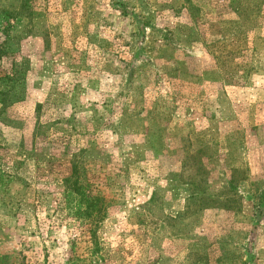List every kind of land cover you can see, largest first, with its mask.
<instances>
[{
  "label": "rangeland",
  "instance_id": "1",
  "mask_svg": "<svg viewBox=\"0 0 264 264\" xmlns=\"http://www.w3.org/2000/svg\"><path fill=\"white\" fill-rule=\"evenodd\" d=\"M0 47V264H264V0H0Z\"/></svg>",
  "mask_w": 264,
  "mask_h": 264
},
{
  "label": "trees",
  "instance_id": "2",
  "mask_svg": "<svg viewBox=\"0 0 264 264\" xmlns=\"http://www.w3.org/2000/svg\"><path fill=\"white\" fill-rule=\"evenodd\" d=\"M2 53H4V49L0 47V56ZM71 188L72 194L69 191L71 198H73V194L76 196L78 195L77 202L73 203L72 206L81 217L89 222L88 231L91 241H93L94 243L99 223L105 216L106 205L103 201L104 199L98 195L86 194L84 188L81 185L79 186L77 183H73V186L71 185ZM69 203L72 204L71 200H69ZM96 247L97 245H93V248Z\"/></svg>",
  "mask_w": 264,
  "mask_h": 264
}]
</instances>
